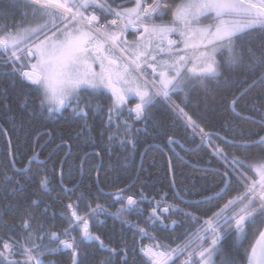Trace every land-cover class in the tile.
<instances>
[{
    "label": "snow or ice",
    "instance_id": "snow-or-ice-1",
    "mask_svg": "<svg viewBox=\"0 0 264 264\" xmlns=\"http://www.w3.org/2000/svg\"><path fill=\"white\" fill-rule=\"evenodd\" d=\"M128 2L132 6L116 0H19L22 20L0 27V76L12 88L19 81L22 89L10 93L8 87L0 88V114L13 126H26L67 113L78 122L74 137L65 138L47 124L45 128L49 137L61 135L70 155L74 138L97 143L90 113L103 111L98 133L102 147L91 154L100 160L105 153L110 160L123 154L127 160L150 128L171 151L184 149L175 131L153 113L164 105L210 149L205 167L198 169L205 173L200 178L207 179L219 165L218 191L231 188L235 194L228 192L230 198L203 220L192 240L175 247L159 242L140 247L146 264H217V259L219 264H264V131L247 134L231 123L207 127L185 111L190 105L207 109L214 94L239 84L228 106L258 110L264 120V92L249 95L257 83L264 87V0ZM129 28L136 36L131 42L126 38ZM102 96L106 106L98 102ZM37 147L38 140L19 161L13 154L11 176L0 172V193L13 221L0 212V229L8 230L7 239L0 235V264H130L137 249L123 239L122 231L119 240L100 234L95 226L104 223L102 216L119 221L121 229L135 228L142 237L149 236V227L183 223L173 216L192 218L185 200L191 189L177 184L171 158L169 191L145 193L149 185L141 168L135 175L142 181L138 193L129 194L135 182L117 183L114 192L105 193L101 184L107 173L102 179L99 166L92 169L91 183L66 181L64 161L49 170L51 153L42 158ZM88 155L81 158V176ZM27 187L34 188V198L22 208L8 200L9 194L14 197ZM52 193L62 209L59 229L43 222L51 204L42 196ZM102 196L112 203H102ZM132 215L145 216V227L132 224L127 218ZM229 240L240 244V261V249L226 248ZM93 249L101 255L94 256Z\"/></svg>",
    "mask_w": 264,
    "mask_h": 264
},
{
    "label": "trees",
    "instance_id": "trees-1",
    "mask_svg": "<svg viewBox=\"0 0 264 264\" xmlns=\"http://www.w3.org/2000/svg\"><path fill=\"white\" fill-rule=\"evenodd\" d=\"M117 3H125L128 0H118ZM24 9L19 6V0H0V27L4 24H10L13 21L20 22L23 18ZM243 79V78H242ZM8 87L9 92H16L22 89L19 81L16 82L15 88L11 87V81L8 78L0 76V88ZM240 87L239 84H233L230 88H223L219 93L214 94V99L209 100V107L207 109L203 107H197L190 105L185 111L189 112L199 123L206 125L207 127L219 128L221 125L227 127L229 123L235 125L237 131H241L247 134H255L257 132L264 131V120L261 119V113L257 110L251 112L250 109L237 108L233 110L228 106V101L232 92L236 88ZM264 92V87L257 83L254 90H252L250 96H259ZM195 98V95H194ZM177 103L179 99L173 98ZM99 103L107 105L108 100L106 96L99 98ZM132 106V101L129 103ZM154 115L158 120L163 121L164 125L172 131H175L177 139L184 144V149L179 147L175 148V152L164 143L162 138L155 136L151 128L148 134L142 135L140 143L137 147V152L133 157L125 160L123 154L113 156L111 160L107 153L104 154L103 160H100L97 156L92 155L94 150H98L102 147L99 143L98 133L101 130V124L105 117V112L94 111L90 113L91 119L90 125L93 128L92 136L97 143H92L80 138L79 140L73 139L72 149L70 155H66L68 149H66L62 143L61 135L65 138L69 135L74 137L73 129L75 128L77 121H74L67 113L56 118L55 121H43L42 119L35 120L31 125L20 126L18 123L13 126L7 119L6 115L0 114V128L5 131H0V172L7 173L11 176L13 174L9 167L10 160L13 158V154L17 161L22 160L23 157L29 154L33 147L36 146L37 140L39 147L36 148L40 151L42 158L47 157L51 153V163L48 164L49 170L52 169L59 161H64V173L65 180H77L82 181L85 184L91 183L90 176L94 175L93 168L99 166L103 171L101 172L102 179L107 173V179L101 184L105 193H111L115 191V185L117 183L123 184L124 182L133 183L135 187L131 188L130 193H138L141 187L142 181L135 180L136 171L143 169L142 177L147 180L149 186L145 187L144 191L147 194H153L160 189L169 191L168 183L170 179L169 175V158H171L173 170L175 174V180L177 184L184 187L187 191L191 189L189 195H185V200L188 202L189 207L186 209L191 212L192 218L176 217L173 219L182 220L183 223L173 228L170 225L167 229L162 226H158L155 229L149 227V236L142 237L135 228L124 226L121 229L119 221H113L111 217L102 216L100 219L104 221L103 224L96 225V230L103 236H111L119 240L121 238V231L123 232V239L128 241L130 247L137 249L134 258L130 257V264H146L147 257H144L139 248L142 246H151L154 242H159L161 245L167 244L170 247H175L178 243L183 244L194 238L193 234L196 233L202 226L204 219H208L215 211H218V206L230 198L228 192L235 193L229 188L228 192L218 191L219 178L215 175L219 165L216 166L211 172L207 173V179H201L202 173L198 169L204 168V161L208 159V153L210 149L201 145L199 136H192V129H185L184 122L181 118H178L174 113L169 111L164 105H157L153 109ZM48 125L55 130L58 135L49 137L46 135L45 125ZM253 151H257L254 149ZM89 154L86 157L87 163L85 164V174L81 176L80 161L81 158H85V154ZM177 153H179L177 155ZM111 164V167H110ZM16 167H20L17 162ZM149 177H151L149 179ZM189 177H193L194 180L190 181ZM193 184L195 185L193 187ZM34 188L27 187L25 191L17 193L14 197L9 194L8 200L12 203L19 205L21 208L33 197ZM210 196H215L214 199H209ZM52 196H42V199L48 201L51 204L48 217L44 218V223L54 224L56 228L61 227V219L59 213L62 211L59 203H54ZM102 203L111 204L112 201L107 196L101 197ZM7 202L3 200V193H0V212L6 213L5 219L9 223H12L9 219L12 210L6 209L4 205ZM118 206V205H117ZM145 213L149 211L148 203L142 205ZM115 211V207L110 209ZM56 212V216H52V212ZM132 224L139 223L140 227H145V216L132 215L127 217ZM49 224V226H51ZM8 230L0 229V235H3L7 239ZM195 245H193L194 247ZM235 247L240 249L239 243H233L229 240L226 243V248ZM244 247H247V243H244ZM94 256L101 255L92 250ZM243 254V250L240 249L237 255V260L240 261ZM57 259L62 260L60 256ZM198 259V258H197ZM217 259V258H213ZM217 264H219L217 259Z\"/></svg>",
    "mask_w": 264,
    "mask_h": 264
},
{
    "label": "crops",
    "instance_id": "crops-1",
    "mask_svg": "<svg viewBox=\"0 0 264 264\" xmlns=\"http://www.w3.org/2000/svg\"><path fill=\"white\" fill-rule=\"evenodd\" d=\"M116 1H118V0H116ZM125 4L127 5V6H132L129 2H125ZM130 29H132V28H129L128 29V32L126 33V38H127V40L129 41V42H131V41H133L134 39H136V36H135V33H131L132 31H135L134 29H132V30H130ZM98 70V69H97Z\"/></svg>",
    "mask_w": 264,
    "mask_h": 264
},
{
    "label": "rangeland",
    "instance_id": "rangeland-1",
    "mask_svg": "<svg viewBox=\"0 0 264 264\" xmlns=\"http://www.w3.org/2000/svg\"><path fill=\"white\" fill-rule=\"evenodd\" d=\"M130 30H132V29H130ZM131 33H135V31H132ZM130 101H132V99L129 100V103H130ZM204 220H206V219H204Z\"/></svg>",
    "mask_w": 264,
    "mask_h": 264
},
{
    "label": "flooded vegetation",
    "instance_id": "flooded-vegetation-1",
    "mask_svg": "<svg viewBox=\"0 0 264 264\" xmlns=\"http://www.w3.org/2000/svg\"><path fill=\"white\" fill-rule=\"evenodd\" d=\"M149 71H151V70L149 69Z\"/></svg>",
    "mask_w": 264,
    "mask_h": 264
}]
</instances>
